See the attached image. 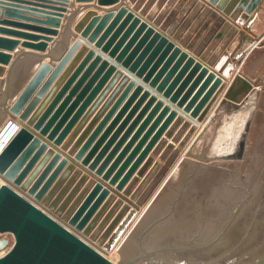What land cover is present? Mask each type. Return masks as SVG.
Instances as JSON below:
<instances>
[{"label":"water","instance_id":"1","mask_svg":"<svg viewBox=\"0 0 264 264\" xmlns=\"http://www.w3.org/2000/svg\"><path fill=\"white\" fill-rule=\"evenodd\" d=\"M118 1L97 0V3ZM208 1L225 14L241 10L246 18V31H251V24L264 9V0ZM65 2L0 0V14L5 10V16L11 18L0 19V24L39 32L26 33L0 26V34L24 37L28 41H23L22 46L46 51L52 36L59 33L56 28L61 25ZM116 9L102 16L93 10L85 13L73 27L80 35L60 58H56L54 67L47 60L39 63L41 58L53 57V53L41 55L23 47L17 49L12 60L8 52L15 50L20 42L0 36V77L5 75L4 80H0V84L3 82L0 87V135L13 116H19L22 121V127L0 154V178L3 180L0 184V251L4 250L0 264H112L93 244L107 253L105 249H111L124 230L110 251L120 264H264V88L240 171L223 168L231 164L227 161L229 155L221 160L211 157L215 131L200 153L187 152L194 159L178 155L137 213L135 208L142 201L137 205L132 203L134 206L130 208L132 199L127 197L130 190L121 191L178 115L177 108H183L182 112L189 114L194 123L204 121V127H208L217 115L216 108L226 100H239L232 95V88L241 77L232 79L211 110L224 81L216 69L196 59L128 4ZM60 34L64 38V31ZM40 39L42 41H38ZM91 42L115 63H120L121 68L134 73L136 79L142 78V82H148L162 96L170 98L176 107L157 99V95L144 89L142 83H136L127 73L122 74L120 68L89 110L87 115L121 78L90 126L118 90L124 84L127 87L109 114L76 151L90 126L77 138L79 128L66 140L67 136L117 70L116 64L103 59L93 49L88 50L87 43ZM196 74L198 76L191 83ZM244 80L251 88L252 83ZM132 88L116 117L90 147ZM73 96H76L74 100ZM137 96L139 100L129 115L98 151ZM147 98L146 106L103 159L110 144ZM81 99L84 100L79 106ZM152 104L155 105L150 114L111 163L113 155ZM158 110H161L159 115L147 129ZM75 138L70 153L76 155L74 160H80L81 166L88 165L90 171H95L96 176L92 174L89 180L87 169V173L82 174V167L74 169L75 163H68L69 156L62 154ZM51 140L53 143H49ZM60 145L62 150L56 148ZM240 156L241 152L236 155ZM97 176L116 185L118 198L110 195L109 186Z\"/></svg>","mask_w":264,"mask_h":264},{"label":"crops","instance_id":"2","mask_svg":"<svg viewBox=\"0 0 264 264\" xmlns=\"http://www.w3.org/2000/svg\"><path fill=\"white\" fill-rule=\"evenodd\" d=\"M2 1H5V0H2ZM62 1H66L65 2L66 9L64 12H62L63 14H62L61 25L58 28H56L58 29L59 33L58 35L52 36L53 40L48 42V47L46 51L40 52L38 50H33V49L22 46L23 41H28L24 37H19V36L16 37V36L8 35V34H0L1 37H5L8 39H15L20 42L15 48V50H13L12 52H8L12 55V60L14 58V55L17 49L20 47H23L36 54L48 55L50 53H53V57L41 58L39 63L43 60H47L54 67L55 64L57 63L56 58L58 57L60 58L65 53V51L70 47V45L73 43L75 38L80 35V33L74 31L73 27L75 23L82 16L85 15V13H87L90 10H93L97 13V15L102 16L108 10L116 9V7H118L119 5L128 4L129 8L135 9L136 13L140 14L142 18L146 19L149 23L154 25L158 30L162 31L164 34L169 36V38L172 39L176 44H179L183 49L187 50L188 53L195 56L196 59L201 60L204 64L207 65L209 63L210 64L209 66L211 68H215L216 72L224 77V81L222 84L223 88L222 90H220L221 88L219 89L220 91L218 92L217 98L214 101V104L211 110L216 106L219 98L224 92V89H226L228 85V81H230V79L232 81L234 77L235 78L241 77L240 80L236 81V83L233 85V88H232V95L238 97L239 100L237 102L226 100L221 107L216 108L215 112L217 113V115L212 121V124H210L208 127H204V126L202 127V125L204 124V121L200 123H194L191 119H189L188 117L189 114H184L182 112L183 108H177L178 115L174 118V120L172 121V123L170 124L166 132L163 134L162 138L157 142V144L148 154V157L146 158V160L142 163L140 168L135 172L132 178L125 185L124 190L121 192L124 193L125 190L132 191L140 186H143L146 189H148L149 186L146 187V185H149L147 184L148 182L150 184L152 183V181L154 180L152 179V177L154 176L156 177L157 175L159 177V175L163 174V171H164V175L166 174L169 167L167 169H162L163 171L161 170V167L164 166L163 161L165 160L164 158L167 157V153L165 154L164 152L165 146L167 144H170L172 148L176 147L175 142L179 140V138L182 137L181 142L187 141L190 139L189 142L192 141V146H194V149H196L197 144L204 143L205 145H207V143L211 140V135H213L215 131H218V129L220 131V129L224 127L226 123L225 122L226 119L228 118V116H230V114H232L231 112L232 108H236V107L238 108L239 106L243 105L246 102V100H248L251 96L253 97V95L255 98H257V105H258L263 88H264V9L260 10L256 20L251 24V31H246L244 29L246 18L243 16L241 10L233 11L231 14H225L222 12V10H219L216 8V6L210 4L208 0H119L118 2H115L112 4H98L97 0L82 1V2H78L77 0H62ZM145 6L147 7L146 9H145ZM0 19H11V18L6 17L5 10H2V13L0 14ZM19 21H21V23H24V24H30L29 22H26L24 20H19ZM120 23L121 22H119L117 26H115L111 34L118 28ZM96 25H98V23ZM0 26L5 27V28H10V29H17L19 31L26 32V33H36V34L38 33L39 34V32L28 30L25 27L16 28L8 24H0ZM44 27H52V25L44 26ZM104 27H105L104 28L105 30L107 27V24H105ZM136 29L134 30V32L136 31ZM125 30L126 28L122 30L120 36L123 35ZM62 31H64L65 33L64 38L60 37L61 35L60 33H62ZM38 41H42V40L40 39ZM87 44H88V50L93 49L94 52L97 55L100 54L103 59L107 58L110 61V63L116 64L117 70L106 81V83L99 90L98 94H96L92 102L85 108L82 116H80V118L77 120L72 130L70 131V134L67 136L66 140L73 133V131L76 130L77 128H79V130H78V134L76 135V138L80 134H82L83 131H85L91 125L98 111L104 106V104L111 97L113 91L116 89L121 79V78H118L114 82L112 87L107 91V93L101 98L99 103L96 105L92 113L87 115L91 107L95 104L96 100L99 98L102 92L106 89L107 85L112 81L117 71L121 68L120 63L119 64L115 63L114 59L109 58L107 56L108 55L107 53H103L100 47H95L94 42L87 43ZM92 61L93 60L88 62L85 69H87L88 66H90ZM39 63L37 64V66H39ZM183 65L184 64L180 66L178 71L182 68ZM37 66L34 68L31 74H33ZM7 67H9V65H7ZM191 69L192 68L187 70L186 75L191 71ZM120 70H122V74H126V73L129 74L130 79L135 78L136 83H142L144 86V89L147 88L150 90L151 94L157 95V99H162L165 104H169L172 108L176 107V103H172L170 101V98L162 96L163 94L158 93L156 91V88L151 87L148 82H142L141 81L142 78L138 80L134 76V73L133 74L128 73L127 70L124 68H121ZM95 71L96 70H94V72L90 74L87 81L90 80V78L93 76ZM175 76L176 74H174L172 77L174 78ZM197 76L198 74H196L192 78L193 80L191 81V83H193V81L196 79ZM4 78H5V75L1 76L0 80H4ZM244 79L252 83L251 88L246 85L247 83L244 82L245 81ZM95 80L96 79H94V81ZM2 83L0 84V87ZM93 83L94 82H92L91 85L94 86ZM190 85L191 84H189V86ZM126 87H127V84H124L118 90L116 95L109 101L107 106L104 108V111L100 114V116H98L94 124L90 126V129L88 130V134L85 136L81 144L76 148V151L80 148V146H82L86 142V140L91 135V133L94 132V130L98 127V125L109 114L110 110L113 108L115 103L118 101L119 97L121 96V94L123 93ZM133 89L134 88H132L129 91L126 97L122 100V102L117 106L114 112L107 119V121L105 122V124L103 125V127L101 128V130L99 131V133L97 134L93 142L91 143L90 147L94 145V143L104 133L108 125L116 117V115L118 114V112L120 111L124 103L130 97ZM75 97L76 96H73L72 99L74 100ZM139 97L140 96H137V98H135L133 102L130 104V106L126 109L124 114L121 116L120 120L112 128V130L109 132L105 140L101 143L98 151H100L106 145V143L113 136V134L118 129L122 121L127 117V115H129L134 105L139 100ZM83 100L84 99L80 100L79 106L82 104ZM147 102H148V98L145 99L140 104L139 108L136 110V112H134L129 122L126 124L123 130L117 135V137L113 140V142L110 144L109 149L107 150L105 157L103 159H105L109 155V153L114 149V147L117 145L120 139L124 136L128 128L134 122L135 118L138 116L141 110L146 106ZM154 105L155 104H152L151 106H149V108L146 109V111L143 114V117L139 120V122L132 129L131 134L127 136V138L118 148L116 153L113 155L111 163L119 156L121 151L124 149L126 144L129 142L130 138L134 135V133L137 131V129L140 127L143 121L150 114ZM7 110L9 111L8 107H7ZM160 111L161 110H158V112H156L157 114L154 116L152 122L148 124L147 129L150 127L153 121L157 118ZM12 121L13 120H11L10 123ZM9 124L7 125V127L9 126ZM79 124L81 127L79 126ZM7 127L4 129V131L7 129ZM209 135L210 137L208 138ZM42 138L45 140L46 136H43ZM76 138L72 140V142L68 145V147L62 151V154L69 156L68 163H72V161L75 163L74 169H78L79 167H82L81 168L82 174L87 173V170H88L89 171L88 180H89L92 178L93 175L96 176L95 171L94 170L90 171L88 169V165L81 166L79 164L81 163L80 160L79 161L74 160L76 155L74 153H70V149L74 146ZM49 143H53V140L49 141ZM56 148L60 150L61 145L56 146ZM210 152H211V149H210ZM129 153L130 152H128V154L125 157H127ZM147 160H150V161H149V164L146 166ZM97 178H99L104 183V185L109 186L110 195H115V197L118 198V195L116 193L117 191L116 185H110L108 180L103 181L102 176H97ZM85 183H87V181ZM158 184L159 182L157 183V185ZM123 203H126V202L124 201Z\"/></svg>","mask_w":264,"mask_h":264},{"label":"rangeland","instance_id":"3","mask_svg":"<svg viewBox=\"0 0 264 264\" xmlns=\"http://www.w3.org/2000/svg\"><path fill=\"white\" fill-rule=\"evenodd\" d=\"M146 8L147 7L145 6V9ZM257 106H258L257 98H255L253 95V97L251 96L248 100H246V102L243 105L239 106L238 108L237 107L232 108V111H231L232 114H230V116H228V118L226 119L225 121L226 123L224 127H222L220 131L219 129L218 131H216V135L214 137L210 155L211 157H218L219 160H221L224 156H227V155L231 156L227 160L231 164H229L228 166H223V168L231 169L234 171L241 170L242 160H243V156L246 150V146H247L251 126H252V123H253V120L256 114ZM209 137L210 135L208 136V138ZM181 138H179V140L175 142L176 147L172 148L170 144H167L165 146L164 152L165 154L167 153V157L164 158L165 159L163 161L164 166L161 167V170L167 169L168 167L170 168L172 165V162L176 160L178 155H183L186 157L193 158L192 156L187 155V152L189 150L194 154H198L204 149V147H206L204 143H201V144H197L196 149H194V146H192V141L189 142L190 139L187 141L181 142L182 141ZM240 152H241L240 158L236 157V155ZM219 160H216V161H219ZM162 176H164V171L162 175H159V177L158 175L156 177L155 176L152 177V179H154L152 183L150 184L148 182L147 184L149 185H146V187L149 186L148 189H146L143 186L137 187L136 189L130 191V193L127 194V197L129 199H132V201L134 202L141 200L142 201L141 207H142L144 203L147 201V199L149 198V196L151 195V193L153 192V190L156 188L157 183L160 182ZM123 233L121 234V236L123 235ZM0 236H2V234H0ZM112 257L113 259H116L113 255Z\"/></svg>","mask_w":264,"mask_h":264},{"label":"bare ground","instance_id":"4","mask_svg":"<svg viewBox=\"0 0 264 264\" xmlns=\"http://www.w3.org/2000/svg\"><path fill=\"white\" fill-rule=\"evenodd\" d=\"M232 56V55H231ZM222 76V75H221ZM115 77V76H114ZM223 77V76H222ZM223 79H224V77H223ZM231 82V79H230V81H228V85H229V83ZM227 85V86H228ZM227 88V87H226ZM224 91H225V89H224ZM223 94H224V92H223ZM222 94V95H223ZM222 95H221V97H222ZM220 97V98H221ZM219 98V99H220ZM219 101V100H218ZM13 121L9 124V126L7 127V129L3 132V133H1V135H0V154L2 153V151L5 149V147L8 145V143L12 140V138L15 136V134L20 130V128L22 127V121L19 119V116H13V119H12ZM205 125V123L202 125V127ZM201 127V128H202ZM0 183H3V180L0 178ZM121 193H123V192H121ZM126 202V201H125ZM135 204V205H137V203H138V201L137 202H134V201H132L131 202V204H129L130 205V208H132L134 205L133 204ZM142 207H141V205H139L138 206V208H135L136 209V211H137V213L139 212V210L141 209ZM137 215V214H136ZM108 225V224H107ZM120 239V238H119ZM118 239V240H119ZM118 242V241H117ZM116 242V243H117ZM94 243H96V242H94ZM115 243V244H116ZM97 244V243H96ZM115 244H114V246H115ZM93 246L94 247H96L97 249H99L100 251H102L103 252V254L108 258V259H110L111 261H112V264H118L119 262L116 260V259H113V257H112V254L110 253V251L112 250V248L114 247H112L111 249H109V250H106L105 249V251H107V253H105L103 250H101L99 247H97L96 245H94L93 244ZM101 248H103V246L102 245H99ZM104 249V248H103ZM3 252H4V250H2V251H0V255L1 254H3Z\"/></svg>","mask_w":264,"mask_h":264},{"label":"built area","instance_id":"5","mask_svg":"<svg viewBox=\"0 0 264 264\" xmlns=\"http://www.w3.org/2000/svg\"><path fill=\"white\" fill-rule=\"evenodd\" d=\"M4 253V252H3ZM2 255V254H1Z\"/></svg>","mask_w":264,"mask_h":264}]
</instances>
